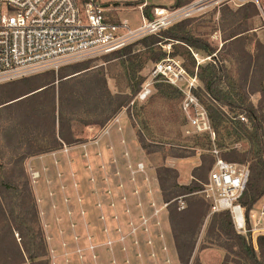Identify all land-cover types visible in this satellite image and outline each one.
<instances>
[{"label":"rangeland","instance_id":"1","mask_svg":"<svg viewBox=\"0 0 264 264\" xmlns=\"http://www.w3.org/2000/svg\"><path fill=\"white\" fill-rule=\"evenodd\" d=\"M96 1L102 5L105 3L124 5L123 0ZM189 1L191 0H183L181 5ZM147 2L150 3V15L152 8L157 5L169 7L176 3L175 0H147ZM261 5L264 8V0ZM244 13L245 9L242 7L214 8L206 14L189 19L187 29L193 35L207 40L217 49V52L223 47L225 38L230 32L233 30L240 32L237 41L228 43V48L219 53L218 57L220 59L223 57V63L229 75L245 87L250 100L255 106L260 107L264 90V31L259 29L261 18L256 5H251L250 15L246 21H243ZM127 14L130 15L132 22H141V13L137 8ZM179 43L163 40L150 45L148 50L141 44L135 45L134 53L140 50L143 53L139 55L138 60L145 59L146 55L165 53L160 60L149 59L136 77L131 75L124 59L114 57L113 54L83 62L84 65L90 66V71L77 78L80 81L83 79V82L77 83L75 98L78 117L74 120V128L79 130V138L86 140L97 137L100 126H86L84 122L100 119L113 109L115 103H112L114 99L111 94L128 96L129 104L119 113L123 112L126 119L133 125L138 139L141 136L148 144L144 149L146 154L143 156L147 173L134 172V163L131 164L128 160L106 161L104 168L99 164L93 166V179L89 180L92 183L91 189L88 178H85L80 171L76 169V175L73 173L68 175L67 170H64L59 177L64 180L67 192L63 196L65 210H61L60 220L55 219L59 225L55 227L54 220H51L48 227L44 226L40 214V224L35 221L31 223L36 231L43 230L44 236L37 237L34 250L41 249V244L46 243L49 264H184L179 258L169 215L170 210L178 206V200L177 204L173 203L165 207L164 187L162 189L160 183V177L164 174L162 168L175 169L178 173L175 180L179 185L190 184L193 180H199L203 173L202 170L195 172V168L201 164L202 155L211 152L206 149L209 148V144H206L209 140L208 134L212 142L211 147L217 148L220 153L233 148L244 152L251 148V144L246 137L230 135L222 127L219 132H215L211 127L213 135L210 131H198L192 123V119L198 114L194 105L185 110L187 93L191 91L190 93L198 99L200 111L207 113L206 106L212 102L204 94V83L197 76L199 71L197 66L211 63L212 58L206 51L195 47L188 48L190 56L187 58L178 51H182L184 46ZM167 57L175 58L185 70L183 79L178 80L176 84L165 82L162 74L157 77L153 75L156 62ZM193 62L196 63L195 67ZM174 66L176 70L180 69L178 64ZM73 71V68L69 66L55 72L54 75L30 77L27 81H31L30 84L34 87L55 78L58 91L59 76L70 75ZM93 77L96 81H91ZM103 80H106L105 84ZM27 81L19 79L0 85V104L9 99L7 94L10 92L15 91V94L19 95L27 90ZM145 82L150 83L152 91L146 99L142 100L137 98V94ZM88 83L92 87L95 83L94 92L90 91L85 95L84 89ZM160 83L164 85L163 92L158 90L157 84ZM223 87L226 88L224 84ZM136 89L138 90L135 93ZM17 108L14 106L0 108V163L3 164L0 177L8 176L12 169L19 174L24 168L34 190L33 184L37 183L42 175L35 180L32 179L33 170L29 171L26 167V159L31 155L27 154L23 161L17 160L29 150H38L39 144H42L44 148L50 147L52 138L45 136L49 134H46L47 127L43 121L38 123L37 130L34 132L35 129L27 122L28 117L20 114V108ZM49 108V105L44 107L46 110ZM222 108L228 112L234 123L236 113L228 110L226 106ZM118 114L112 118L113 121ZM64 147L63 145L62 148ZM150 172L153 175L155 173L159 185H153L154 178ZM106 176L109 180H105ZM19 179L23 180L24 176H19ZM170 180L165 182L167 190H171L173 179ZM116 182L124 185L119 188ZM206 182H200L203 189L197 196L211 203L210 211L212 212V199L207 198L203 193ZM68 186L76 188L75 192H71ZM134 190H137L135 194L132 193ZM59 195L56 189L54 193H49L50 199H56L57 206L62 201ZM191 200H193L192 196L185 197L187 204ZM263 206L264 197L254 205L252 217L255 218L256 210L261 211ZM69 211H71L70 214ZM16 212L19 211L16 210ZM211 221V214H209L194 235L196 243L190 264H224L226 259L228 264H246L243 259H239L232 253L229 247L233 245L223 234L217 229L210 233ZM0 232L6 238L3 245L6 247L7 244L9 248L4 249L0 241V264L6 263V260L2 259L4 255H7L9 260L13 257V264L14 262L24 264L15 241L23 248L24 236L25 239H28V236H23L17 230L14 235L9 234L2 219H0ZM254 243L258 250L256 240ZM24 256L26 264H31L27 253Z\"/></svg>","mask_w":264,"mask_h":264},{"label":"trees","instance_id":"2","mask_svg":"<svg viewBox=\"0 0 264 264\" xmlns=\"http://www.w3.org/2000/svg\"><path fill=\"white\" fill-rule=\"evenodd\" d=\"M182 3L183 0H176L175 5L173 6H179ZM251 5L252 4H246L242 6V8L245 9L243 21L248 19ZM149 8L150 6H147L144 10L147 16L150 15ZM188 23L189 19L179 22L168 29L162 30L156 35L146 37L137 43L114 52L113 56L124 59V63L127 64V69L130 70L133 77H136L137 73L143 69L149 59L157 61L165 55V53L162 52L155 55L152 54L151 56L146 55L145 59L138 60L139 55L143 54L141 53V50L134 53V46L138 44H141L148 50L150 45L163 42V40L172 42L177 41L180 42L179 44L184 45L182 46V51H178L182 52L181 55L186 56L187 58L190 56L188 50L189 47L204 50L211 56V63L204 66H197L199 69L197 76L204 83V94L212 102L206 106L211 127L215 132H219V129L222 127L230 135L236 134L244 136L251 144V148L244 152L233 148L229 151L220 153L221 156L228 161L249 164L250 176L246 190L240 198V202L246 207V221L248 228H250L249 210L264 195V90L260 107H257L250 100L245 87L229 75L226 65L223 63V57L221 59L218 57L219 53L228 48V43L230 44L231 42L234 43V41H237L240 37L238 36L240 32H236V30L230 32L225 38L223 47L217 52V49L207 40L193 35L192 32L187 29ZM195 64L196 63L193 62V67L196 66ZM70 66L74 71L70 75L59 76L60 81L58 91L55 78H52L42 85H34V87L30 84L31 81H27L30 77L36 78L43 75L55 74V71H48L27 77L28 79L24 78L25 81H27V90L19 95H16L15 91L12 92L13 94L10 92L11 94H7L9 95V99L0 104V108H9L13 106L20 108V114H25L28 117L27 122L33 127V129H35L34 132L37 130L38 123L43 121L44 125L47 127L46 134H49L45 136H50L52 138L50 147L44 148L42 144H39L40 148L38 150H29L26 154H23L22 157L18 158V162L23 161L27 154L31 156L42 154L60 149L64 144L72 145L85 141L82 138H79V130L74 128V120L78 117L76 112L77 100L75 98L77 83L83 82V79L80 81L77 78L83 73L90 71V66L84 65L83 62L72 64ZM64 68H61L60 70ZM83 70L86 71L81 72ZM92 80L96 81L94 77L91 81ZM103 83L105 84L106 80H103ZM140 83L141 81L138 85H140ZM223 84L226 88L223 87ZM157 86L160 92L164 91V85L162 83L157 84ZM94 87L95 83L93 87L89 83L86 84L84 94L86 95L90 91L94 92ZM137 90L138 89L135 90V93ZM119 95L120 94H111L114 99V102L112 103H115V106L108 114H105V116L100 119L85 120L84 124L86 126H105V124L116 116L122 108L129 104L128 96L122 97ZM45 105L50 106L49 110L44 109ZM224 106H226L231 112L236 113L234 120L235 124L233 123V120L230 119L228 112L222 108ZM239 115H244L248 119V123L241 121ZM40 129L42 128L40 127ZM42 137H44V135ZM208 138L209 140L206 144H209V148L206 149L211 151L214 148L211 147L212 142L209 134ZM139 140L142 147L145 149L148 144L144 142V139L141 136ZM214 161L215 156L211 152L209 154H203L201 157V164L195 168V172L197 170L203 171L202 175L198 178L200 181L193 180L190 184L184 185H179L176 182L175 179L177 178L178 173L175 169L170 167L162 168L164 174L160 177V183L162 189L164 187L163 198L165 202H169V205H171L176 203V198L178 196L183 195L185 197H193V200L187 204L185 209L179 210L178 206H176L169 212L179 258L184 264H190L191 255L196 243L194 235L198 232L205 218L211 214L212 221L210 224V233L217 229L219 233L223 234L233 245V247H229L232 253H234L239 259H243L246 264H264V235H259L256 239L258 246L257 250L251 231H248L247 236L237 232L229 210L212 213L210 211L211 203H209L207 199L197 196L198 192L203 189L200 182L208 180L209 172ZM2 168L3 164L0 163V170ZM22 175L24 176V179L20 180L19 176ZM194 176L196 175L194 174ZM170 179H173L171 190H167L165 182ZM16 210L19 212H16ZM0 219L4 221L5 228L9 234L14 235L15 230H17V232L23 236H28V239H25L24 236L23 248L15 241V246L21 260L23 261L22 263L26 264L25 253H27V257L31 261V264L50 263L47 258L48 250L46 243L41 244V249L37 251L34 250V246L37 244V237H43L44 234L42 232L43 230L36 231L31 224L34 221L40 224V217L34 190L24 168L19 174L12 169V172L9 173L8 176L0 177ZM2 234L3 233L0 232L1 244L4 249H9L7 244L6 247L3 245L6 238L5 235ZM2 259L6 260L7 264H13L14 261L13 257L9 260L7 255H4ZM15 263L17 262H14V264ZM224 264H228L227 259Z\"/></svg>","mask_w":264,"mask_h":264},{"label":"built area","instance_id":"3","mask_svg":"<svg viewBox=\"0 0 264 264\" xmlns=\"http://www.w3.org/2000/svg\"><path fill=\"white\" fill-rule=\"evenodd\" d=\"M261 2L191 0L179 6L157 5L149 16L144 11L149 4L143 2L138 5L141 22L133 25L128 20L111 21L107 8L96 0H0V85L103 58L179 22L223 6L238 8L246 4L256 5L261 18L259 29L264 31ZM174 64H178L180 69L176 70ZM183 73L182 65L171 57L156 62L153 69L155 77L162 74L163 80L171 84L183 79ZM151 91L150 83L145 82L137 98L144 100ZM190 92L187 93L185 110L194 105L198 114L192 123L198 131H210L214 135L207 113L200 111L197 97ZM239 118L248 123L244 115H239ZM211 153L215 161L203 193L212 199V212L229 210L237 232L247 236L251 231L256 240L259 235H264V206L261 211L256 210L255 218L251 213L254 206L249 210L248 228L246 207L240 202L250 176L249 164L228 161L217 148L212 149ZM144 170L145 164L138 162L134 172ZM31 177L35 180L40 173L33 170ZM176 199L179 210L187 207L185 196ZM164 204L167 207L169 202L164 201Z\"/></svg>","mask_w":264,"mask_h":264},{"label":"crops","instance_id":"4","mask_svg":"<svg viewBox=\"0 0 264 264\" xmlns=\"http://www.w3.org/2000/svg\"><path fill=\"white\" fill-rule=\"evenodd\" d=\"M122 2H124V5L103 4L107 8L109 19L111 21L128 20L133 25L139 24L140 22H132L127 12L134 11L136 8L139 10L138 5L147 2V0H123ZM147 3L150 4L149 2ZM96 136L91 139L88 138L82 143L72 145L64 144L66 148L32 155L26 159V167L28 170H36L42 175L39 181L34 183L33 186L39 214L44 226L48 227L51 220H54L53 225L55 227L59 225V222H55V219L60 220V212L61 210H65L63 196L67 190H65L64 180L59 177L64 170H67L68 175L71 173L76 175L78 170L85 178H88L89 182V180L93 179L94 167L99 164L100 167L102 166L104 168L106 167V161L117 162L122 159L125 161L128 160L131 164L134 163V171L137 169L138 162H143V156L146 154L145 150L137 137L133 125L126 119L123 112L118 114L116 120L113 121L111 119L105 126L100 127L98 135ZM144 171L147 173L146 166ZM116 173L119 174L120 172ZM150 174L154 178L153 185H159L155 173L153 175L150 172ZM105 180H109V177L106 176ZM89 183L91 187L92 183ZM116 186L120 188V183L116 182ZM68 187L71 192H75L76 188L73 186ZM55 189L59 192L60 199L63 201L60 200L61 203H59V206H57L58 204H56L57 201L55 198L52 200L49 197V193H54ZM136 191L134 190L132 193L135 194Z\"/></svg>","mask_w":264,"mask_h":264},{"label":"water","instance_id":"5","mask_svg":"<svg viewBox=\"0 0 264 264\" xmlns=\"http://www.w3.org/2000/svg\"><path fill=\"white\" fill-rule=\"evenodd\" d=\"M42 89V88H41ZM41 89H39V90H41ZM38 91V90H37ZM22 98V97H21ZM20 99V98H19ZM16 100H18V99H16Z\"/></svg>","mask_w":264,"mask_h":264}]
</instances>
